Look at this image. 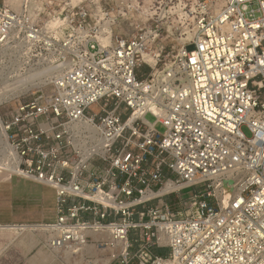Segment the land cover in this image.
Here are the masks:
<instances>
[{
  "label": "built area",
  "instance_id": "1",
  "mask_svg": "<svg viewBox=\"0 0 264 264\" xmlns=\"http://www.w3.org/2000/svg\"><path fill=\"white\" fill-rule=\"evenodd\" d=\"M132 7L130 37L90 36L86 10L48 33L0 12V43L19 27L54 57L49 80L0 115V175L54 190L49 247L108 233L127 242L118 264H264V0ZM174 15L187 40L162 63L152 49ZM170 180L168 193L193 189L184 214L157 194Z\"/></svg>",
  "mask_w": 264,
  "mask_h": 264
},
{
  "label": "rangeland",
  "instance_id": "2",
  "mask_svg": "<svg viewBox=\"0 0 264 264\" xmlns=\"http://www.w3.org/2000/svg\"><path fill=\"white\" fill-rule=\"evenodd\" d=\"M135 2L136 0H0V12H9L8 14L10 17L15 16L16 19L20 20L30 18L32 20V26L28 25V27L37 30L42 29L41 33H48V30L44 31L43 28L46 29L47 23L56 18L58 14L61 13L63 18L67 13H70L72 18L80 20L77 13L86 10L87 24L84 28L88 30L90 36L94 37L98 35V32L102 30V28H105L114 36L121 35L130 37L135 29L134 21L139 18L136 10L132 7V5H135ZM140 6H143L142 2H140ZM118 13H123L124 16H119ZM125 15H128V17ZM107 20H110L109 25H101L103 22H107ZM162 28L164 31L163 38L154 45L152 50L156 53H161L162 63H164L165 61H169V59L176 54L183 43H186L187 35L181 36L182 27L177 15L171 17L170 22L167 24L164 23ZM11 34L13 40L9 45L6 41L3 48L0 49V88L5 85V77L8 74H10L11 77L9 79L10 82H14L19 78L29 76L28 70L38 67L39 63L54 61V57H50V52L43 44L39 43L31 46L27 44L26 33L20 32L19 27H16ZM43 40H47V38L42 37L41 41ZM161 66H163V64H161ZM20 68H22V70H18ZM145 72H148V68L146 65H143L140 68V73ZM20 73L22 75H20ZM49 76L50 74L47 76H40V78L47 82ZM36 90L37 88L23 92L20 96L25 97ZM14 102V99H9L0 103V115L3 118L9 113L10 106H12ZM146 118L150 122L155 121V118L150 114H148ZM157 129L160 132H164L165 130L161 124L157 125ZM242 131L247 137L252 136V132L247 125L242 126ZM5 176L9 177L7 175ZM24 184L26 187L35 185L30 182ZM191 188L192 187H189L178 193H164L165 195L163 194L164 196H161L160 199L161 201H168L173 212L184 214L185 201L187 200L185 197L188 192L193 191ZM40 189L45 199L42 202L43 205L38 209L34 217L18 218L15 221L1 224H14L16 221L18 222L17 224H19V222L23 224L25 222V224L55 222L57 216L55 211V200L53 199L54 193L51 188H46V186H41ZM8 198L9 200L2 199L0 205V212L2 214V220L4 221H7V217L11 218L13 215L21 214V209H23L21 207H25L24 204H17L19 201L16 202V197L12 196ZM157 202L159 201L155 203ZM141 208L142 206H139L138 209ZM16 235L17 232L15 231L7 233L0 231V264H105L107 260L108 263L106 264H118L121 259L122 252L114 247L115 243L108 244L112 241L108 233H104L103 235L94 234L88 241V244L93 246L92 249L84 250L82 253H72L69 258L65 256L64 251L60 250L61 252H57L47 246L46 239L49 234L46 231L37 230L28 235H21L19 238L20 240H27L28 238L29 241L32 239L37 240L38 244L33 248L28 246L23 247L19 244L7 246L8 243H11L13 239L17 238ZM138 239V232L133 231L128 241L129 244H134L129 248L131 255L138 253L136 246V241ZM97 241L102 242V244H99ZM66 249H68V247L65 248V250ZM164 252L166 253V250ZM112 254L116 257L112 258ZM132 264H138L137 260L133 261Z\"/></svg>",
  "mask_w": 264,
  "mask_h": 264
},
{
  "label": "bare ground",
  "instance_id": "3",
  "mask_svg": "<svg viewBox=\"0 0 264 264\" xmlns=\"http://www.w3.org/2000/svg\"><path fill=\"white\" fill-rule=\"evenodd\" d=\"M13 1H17V0H13ZM56 25H57V19L54 18L49 23H47V29H49L51 27H55ZM101 40L103 42H106L105 41L106 39L102 38ZM5 43H6V41L3 42V40H2V42L0 43V49L3 48ZM51 62L50 61L49 62L44 61L43 63H39L38 67L28 70L29 76H27V77L22 76L23 78H19L18 80L14 81V82H10L9 79L11 77H10V74H8L5 77V79H6L5 85L2 88H0V103L3 101H7L9 99L12 100V99L18 98L20 96V94H22L23 92L33 90V89L37 88L38 86H40L41 84L45 83V81L42 80V78H40V76H47L50 74V71L53 68L51 66L52 65ZM18 70H22V68H20ZM19 72H17V73H19ZM20 75H22V74L20 73ZM1 120L2 119L0 116V134L4 135L5 133L1 127ZM16 171H17V169H16ZM176 188H178V186L175 184L174 181L170 180L162 188V190L157 194L168 193L169 191L174 190ZM47 229H48V227L46 226V224H0V231L3 233H7V232H11V231L17 232V235H16L17 238L13 239L11 241V243L7 244V246L19 244V245H22L23 247L28 246V247L33 248V247L37 246V244H38L37 240L32 239L31 241H29V238L27 240H22V239L20 240L19 238L21 237V235H24V234L28 235L29 233H32V232L37 231V230L47 232ZM108 235L110 236V234H108ZM49 238L50 237L48 236L46 239V244H47V241ZM110 238H111V236H110ZM114 243H115L114 247H116L117 250H119L120 252L125 251V249L127 247L126 241H122V242L121 241H118V242L111 241L108 244L110 245V244H114ZM49 248H51L52 250L57 251V252L64 251L65 256L67 258H69L70 255H72V253H79V252L82 253L84 250L92 249L93 246L92 245L90 246L88 244V242H85L82 245L78 244V245L69 246L68 249H66V250L64 247L60 248L57 246H53V247H49ZM112 252H113V250H112ZM113 257H116V256H113V254H112V258ZM106 263H108V260L105 261V264Z\"/></svg>",
  "mask_w": 264,
  "mask_h": 264
},
{
  "label": "crops",
  "instance_id": "4",
  "mask_svg": "<svg viewBox=\"0 0 264 264\" xmlns=\"http://www.w3.org/2000/svg\"><path fill=\"white\" fill-rule=\"evenodd\" d=\"M28 182L33 183L35 185L26 187L24 183H28ZM41 186H44V185L29 181V180H25L18 176L6 177L4 175H0V205H1L2 199L9 200L8 197L14 196L16 197V202L17 201L20 202V203L17 202V204H24L25 206V207H21L23 208L21 209L22 210L21 214L19 213L18 215H13L11 218L7 217L6 218L7 221L2 220V214L0 212V224L12 222V221L17 220L18 218L21 219L25 217H29V218L34 217L38 209L43 205L42 202L45 199L44 194L42 190L40 189ZM52 191L54 193V190ZM53 196H54L53 199L55 200V193L53 194ZM154 202H156V200ZM15 223L17 224L18 222L16 221ZM42 224H45V223H42Z\"/></svg>",
  "mask_w": 264,
  "mask_h": 264
},
{
  "label": "trees",
  "instance_id": "5",
  "mask_svg": "<svg viewBox=\"0 0 264 264\" xmlns=\"http://www.w3.org/2000/svg\"><path fill=\"white\" fill-rule=\"evenodd\" d=\"M166 249H158V248H156V249H154L153 250V252L155 253V254H159V255H165L166 253L164 252Z\"/></svg>",
  "mask_w": 264,
  "mask_h": 264
}]
</instances>
